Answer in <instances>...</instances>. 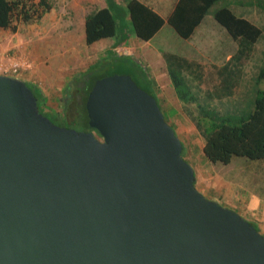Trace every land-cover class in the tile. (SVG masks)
I'll return each instance as SVG.
<instances>
[{
	"label": "water",
	"instance_id": "water-1",
	"mask_svg": "<svg viewBox=\"0 0 264 264\" xmlns=\"http://www.w3.org/2000/svg\"><path fill=\"white\" fill-rule=\"evenodd\" d=\"M87 125H54L0 74V264H264V234L194 187L156 100L93 82Z\"/></svg>",
	"mask_w": 264,
	"mask_h": 264
},
{
	"label": "trees",
	"instance_id": "trees-1",
	"mask_svg": "<svg viewBox=\"0 0 264 264\" xmlns=\"http://www.w3.org/2000/svg\"><path fill=\"white\" fill-rule=\"evenodd\" d=\"M125 1L124 8H121L115 5L114 0H105L106 6L96 8L84 16L83 34L86 44L116 35L117 19L111 13V8L114 9L117 17H123L126 14L132 32L142 39L149 38L162 23V19L158 15L138 1ZM216 1L177 0L173 10L167 16V22L180 36L186 38L208 8ZM50 8L48 0H0V30L15 32L19 23L36 21ZM211 15L236 41L237 49L221 66L210 65L215 74L214 79L217 81V87L213 85L212 91H206L204 97L207 99H211L212 96L221 98L232 94V88L238 75L235 61H238L250 48L261 32L259 27L245 18L235 15L227 6L215 8ZM162 58L175 97L184 104V110L191 116L195 127L203 137L201 152L210 163L228 164L234 156L249 160L264 158V89L257 86L264 78V58L262 66L253 79L254 93L248 100V105L245 108L233 107L231 110L226 109L222 112L211 108L206 102V98H200L194 91H191L194 82L201 81L203 76L200 63L172 53H163ZM132 63L135 64L133 61ZM102 66L98 63L91 69L93 75L89 79L85 91L79 92V99H77L75 107L76 114L80 117L82 130L91 131L96 136H98L96 131L87 125L84 102L93 82L111 74L106 70H100L99 67ZM213 73L210 72V76ZM134 82L139 88L146 91L140 84ZM24 83L35 96L38 111L47 117L40 111V103H43V98L39 90L32 89V86L25 81ZM147 93L153 96V94ZM50 115L52 119L47 117L50 122L57 126H64L58 123L65 120L58 112L50 113ZM164 121L166 122L165 119ZM180 145V156L184 159L185 147L181 141ZM252 225L257 230L253 223Z\"/></svg>",
	"mask_w": 264,
	"mask_h": 264
},
{
	"label": "rangeland",
	"instance_id": "rangeland-1",
	"mask_svg": "<svg viewBox=\"0 0 264 264\" xmlns=\"http://www.w3.org/2000/svg\"><path fill=\"white\" fill-rule=\"evenodd\" d=\"M256 1L257 3H260L261 6H264V0ZM48 2L51 5V8L45 12L40 19L19 23L14 33L10 31H1L0 42H5L7 44L6 46H12V48L15 49L20 48L23 51L22 54L31 62H34L33 56L36 57V60L39 61V65L41 66L47 61V65H49L50 69L47 73H44L45 76L52 78L55 77L57 79L53 81L54 83L52 82L54 84L52 88L47 86L42 87L44 88L43 92L50 98L51 105L60 116L65 118L64 121H61L64 123H58L59 125H64L63 127L82 131L80 117L76 114L75 108L76 101L79 99V92L75 90V85L80 84V82H73V86L69 88L68 92L63 91V89L61 90L63 83V81L60 80L59 71L61 61L65 59L66 56H69L68 53L70 52L67 51V46L63 39L67 31L66 24L68 20H71V16L67 14L68 4L66 0H48ZM250 2L251 0H217L208 8L205 15L211 16L213 10L219 6L240 8L247 7V4ZM256 9L259 10L258 7H256ZM110 10L114 18L117 19L118 17L115 14L114 9L111 8ZM263 13L264 11H262V14L260 15H248L250 17H256V24L260 27L261 32L255 42L251 44L250 48L244 52L238 61H235V69L238 70V75L230 96H222L221 98L212 96L211 99L204 97L206 91L213 90V85L217 87V81L214 79L215 74L213 73L214 71H212V68L209 67L207 63L199 62L203 76L201 81L194 82L191 91H194L200 98H206L208 105L219 112L226 109L231 110L233 107L245 108L248 105V100L253 96V79L259 68L262 66V59L264 58ZM118 23L119 22H117V24ZM205 27L206 23H204V26L199 30L200 34L203 35L205 33ZM221 29L224 30L223 27H221ZM72 33V37L75 40L76 31L74 30ZM7 52L9 51L7 50ZM128 62L129 59L118 58L117 61H114L113 65L106 64L99 68L100 70H106L111 74H122L120 72H130ZM210 72L213 73L212 76H210ZM0 74L3 75L2 69H0ZM257 86L264 89V78L260 80ZM31 88L34 89L33 87ZM47 93H52V95L49 96L50 94ZM183 105L184 104L180 102L177 108L168 111V114L170 113L171 116L174 117L175 123H172L171 126L174 128L178 139L182 140L185 147L183 158L188 164H190V166H194L197 169L196 178L194 177L196 179V181L194 180V187H197L199 190L201 189L202 193L198 189L197 191L205 198L214 200L221 206L236 212L245 220L253 223L260 234H264V158L249 160L240 156H234L228 164L210 163L201 152L203 137L195 127L191 116L184 110ZM40 111L48 118L52 119L50 113L43 112L41 109ZM161 112L165 119L166 117L169 118V116H166L165 112ZM214 179H216L221 187L220 192L217 190L213 191ZM201 183L204 185L202 186ZM205 187L207 188V191L205 190ZM222 195L228 197L233 203H244V205L246 204L248 197L253 195L258 198L260 207L258 210L254 211L253 215L245 216L238 210L227 206L226 202L222 203L220 198Z\"/></svg>",
	"mask_w": 264,
	"mask_h": 264
},
{
	"label": "crops",
	"instance_id": "crops-1",
	"mask_svg": "<svg viewBox=\"0 0 264 264\" xmlns=\"http://www.w3.org/2000/svg\"><path fill=\"white\" fill-rule=\"evenodd\" d=\"M136 1L149 8L162 19L160 26L149 38L142 39L136 36L132 32L128 16L125 14V16H119L117 18V22L119 23L117 24L116 35L104 37L91 44H86L84 42L83 34L84 16L96 8L106 6V2L105 0H66L68 4L67 14L71 16V20H68L66 24L67 31L63 39L67 46V51L70 52L68 53L69 56H66L67 58L65 57V59L61 61V67L59 70L60 80L63 81L61 90L63 89V91L68 92L69 88L73 86V82H80V84L75 85V90L81 93L85 91L87 83L93 75L91 69L98 63L103 66L106 64L113 65L114 61H117L118 58L129 59L128 66L130 72L123 71L120 73L128 75L140 84L147 92L153 94L160 111L165 112L166 116H169V118L165 116L166 119H164L172 128L171 124H174L175 120L170 113L168 114V111L177 108L180 101L175 97L166 72L162 54L172 53L191 61L207 63L209 67H211L210 65L221 66L235 53L237 44L225 29V31L221 29L222 26L220 27L212 15L206 16V13L202 16L197 25L194 26L188 37L183 38L180 36L167 22V16L173 10L177 0ZM125 2V0H114L115 5L121 8H124ZM247 5V7L231 8L228 6V8L235 15L243 17L253 25L259 27L256 24V17H250L248 15L262 14L264 6H261L256 0H251ZM256 7H258L259 10L256 9ZM204 23H206V31L202 35L199 33V30L204 26ZM74 30L76 31L75 40L72 37V31ZM1 31L9 30H0V33H2ZM6 45L5 42H0V69L2 70L8 62V55H10L11 52H23L20 48L15 49L12 48V46ZM7 50L9 52H7ZM33 60L34 62H31V66L28 70L20 72L15 77L25 81L34 89L39 90L43 98V103H40V109L43 112H57L51 105L50 98L43 92L44 88L42 87L47 86L52 88L54 86L53 81L57 78L45 76L44 73H47L50 69L49 65H47V61L41 66L35 56H33ZM132 61L135 62V64H133ZM47 94H50L49 96L52 95V93ZM172 129L177 136L174 128ZM180 141L182 142V140ZM191 167L194 177L196 178L197 169L194 166ZM195 178L194 180L196 181ZM214 181L213 191L217 190L220 192V185L216 179H214ZM201 185L203 186L204 184L201 183ZM195 188L196 190L198 189L197 187ZM205 190L207 191L206 187ZM199 191L201 192V189ZM220 198L222 203L226 202L227 206L238 210L245 216L253 215L254 211L258 210L260 207L258 198L253 195L248 197L245 205L244 203H233L232 200L228 197H224V195L220 196Z\"/></svg>",
	"mask_w": 264,
	"mask_h": 264
},
{
	"label": "built area",
	"instance_id": "built-area-1",
	"mask_svg": "<svg viewBox=\"0 0 264 264\" xmlns=\"http://www.w3.org/2000/svg\"><path fill=\"white\" fill-rule=\"evenodd\" d=\"M30 66L31 61L25 55L14 51L8 55V62L3 69V75L15 77L20 72L28 70Z\"/></svg>",
	"mask_w": 264,
	"mask_h": 264
}]
</instances>
